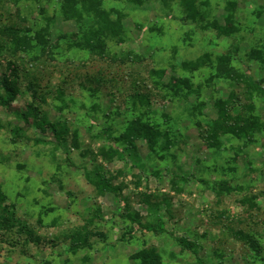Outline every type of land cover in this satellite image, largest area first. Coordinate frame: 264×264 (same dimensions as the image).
I'll use <instances>...</instances> for the list:
<instances>
[{
	"label": "rangeland",
	"instance_id": "1",
	"mask_svg": "<svg viewBox=\"0 0 264 264\" xmlns=\"http://www.w3.org/2000/svg\"><path fill=\"white\" fill-rule=\"evenodd\" d=\"M100 3L91 15L78 0H0L14 41L0 49V190L25 228L0 230V264H150L146 251L264 264V0ZM97 20L111 28L106 59L86 47ZM99 69L119 77H77ZM220 100L246 136L217 120ZM136 118L157 142L124 143ZM95 171L120 193L99 191ZM159 220L166 232L147 230Z\"/></svg>",
	"mask_w": 264,
	"mask_h": 264
},
{
	"label": "trees",
	"instance_id": "2",
	"mask_svg": "<svg viewBox=\"0 0 264 264\" xmlns=\"http://www.w3.org/2000/svg\"><path fill=\"white\" fill-rule=\"evenodd\" d=\"M78 2L81 4L83 8H85L91 15L96 14L94 10H98L100 0H78ZM191 3H189L190 5ZM192 8V6H190ZM92 10V11H90ZM103 12V11H102ZM101 12V13H102ZM190 12L192 10L190 9ZM101 19V18H100ZM93 24H96L95 30L89 31V37H87V43L86 47L89 48L91 51H95V56H98L99 58L103 59L109 54H107L104 50V47L106 46V39L111 36V28L108 25H105L102 20H97L93 22ZM1 40H0V49L5 48L7 44H13L14 41H10L6 37L5 33H1ZM19 41L21 42V39L19 38ZM18 42V41H17ZM19 43V42H18ZM114 57L109 58L108 61H112ZM106 59V58H105ZM84 64V63H82ZM111 65V63H109ZM79 68V64L76 65V69ZM14 74L13 76L10 74H4V77L1 81V86L5 90L6 96L10 99H15L18 92L20 91L21 84H20V68L17 67L13 69ZM11 71V69H10ZM106 71V69H105ZM107 70V73L104 72V70H98L97 73H90L85 72L81 73L80 71L76 72L78 78H83L81 82L84 80H87L91 84H103L106 82H109V79H114L116 76L119 77V75H113L114 71ZM109 74V75H108ZM246 79H249L251 82H255L250 76L246 77ZM39 86L35 89V92L39 93ZM264 88L261 87L260 90H263ZM38 90V91H37ZM42 94V93H40ZM39 94V95H40ZM219 107V119H222L224 123L227 126L228 132H232L235 135H237L239 132L241 134L247 135L248 131L243 128V124L239 123L236 120H233V115L229 114L227 111L225 113L224 107L225 102L222 103V101H218ZM238 119H243L241 116L238 117ZM219 124V123H217ZM56 128V129H55ZM66 125L64 127H60L62 131H58L57 125H53V131L58 134V136L65 135L67 132ZM161 133L158 132V129L155 128L154 124H150L148 121H142L140 118H136L131 122V125L127 127L124 133H122L121 138L123 139L124 143L130 144L129 141H132V139H138L140 137L145 138V140L149 141V144H152L154 142H157V139L160 137ZM207 136V135H206ZM206 136H203L206 139ZM63 137V136H62ZM209 138V134H208ZM120 140V138H119ZM86 178L93 184L99 191H112L116 194L120 193V188L118 186H115L110 180L105 179L101 173L95 171V177H92L91 174L88 172L85 173ZM5 196L0 190V230H3L5 233L7 232H14V231H23L24 225L21 224L20 220L15 216V212L13 209H11L8 205L5 204ZM147 230L154 231L156 233H162L167 231L166 223L163 220H159L156 224L150 225L146 227ZM178 240L187 248H192L195 246L196 242L190 240L189 238L185 236L178 237ZM141 256L150 264H159L155 262V260L158 259V254L151 253V252H141Z\"/></svg>",
	"mask_w": 264,
	"mask_h": 264
}]
</instances>
